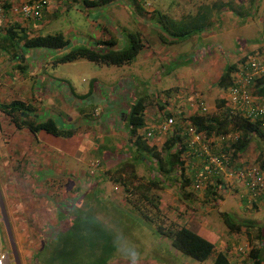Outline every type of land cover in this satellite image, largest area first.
Masks as SVG:
<instances>
[{"label": "rangeland", "instance_id": "obj_1", "mask_svg": "<svg viewBox=\"0 0 264 264\" xmlns=\"http://www.w3.org/2000/svg\"><path fill=\"white\" fill-rule=\"evenodd\" d=\"M123 1L130 6L121 8L120 5H114L119 0H113L111 4L107 5V9H103V13L102 10L100 11L98 18L112 17L113 21L108 20L109 25L106 24V26L107 32L111 37H114L115 41L110 46L98 47V50L105 52L125 48L127 47L126 34L136 31L141 32L144 46H148L147 50L146 47L142 48L130 64L120 67L98 66L78 59L60 64L55 69L53 61L64 52L57 50L53 51L54 57H52L51 64L43 70L46 75L56 79L58 83H61L59 78L66 81L68 79L66 76L71 75L73 78L71 86L75 89L79 87V91L86 89L85 93L88 91V85L94 83L93 91L86 96L85 102L77 101L78 104H76L73 100L71 101L73 114L76 116L68 119L69 125L65 129L76 127L72 136L69 138L51 136V139H55V150L51 151L50 149V151L55 159L50 166L43 165L50 170L42 169V166H39L40 169H36L38 165L27 164L28 156H21L19 161L7 159L4 156V149L0 150V178H2L0 184L13 185L12 169L21 176L35 174L34 176L39 178L45 173H49L67 183L63 195H57L60 191L53 188V191L49 190L47 194L43 193L40 196L55 208L57 218L55 215L53 216L56 225H48L47 228L34 231L40 237L46 236L51 245L39 244L35 250V253L38 254H31V263L49 264L47 259L57 260L60 255L58 250L61 247L66 250L65 254L60 256L63 259L66 258V261H63L64 264L67 262L69 264H212L214 254L202 262L195 261L173 250L170 247L169 238L158 230L160 224L166 229L170 223L176 225L185 223L195 233L200 234L201 231H207L205 235H200L214 245L215 252L221 247L227 254L233 252L238 260L233 257L231 259L236 260L237 264H241L246 260L245 248L248 246V238L246 239L243 234L228 233L218 214L226 212L232 215L235 221L242 222L244 219H252L257 224L261 221L264 222V208L253 212L240 205L239 197L234 196V192H232V188L235 187L233 183L240 185L239 181H236L240 177L232 176L231 178L228 175V180L232 182L230 184H228V180L226 183L222 180L227 187L225 190L227 198L224 200L210 202L209 199H206L207 195L204 192H198L186 199L188 202L185 205L189 207L191 203L193 208L199 210L198 212L187 211L183 204L185 200L178 193L175 183L165 180L163 187L159 186L150 190L149 198L154 200L156 198L154 202L158 205L157 210L150 204H137L145 215L142 216L134 206L123 200L122 189L117 188L107 179L106 171L128 160L129 154H137L134 148L128 145L124 120L129 107L138 99L150 98L169 88H177L178 92L174 97H171L170 103L176 100L178 104L175 107L178 110L184 96H189L193 90L202 89V92L203 90L206 92L208 89L211 96H219L220 92L215 86L218 78L213 76L211 84H202L200 83L202 73L210 72L212 64L220 63V59L225 60L224 58H227L226 56L230 53L248 51L257 44L264 43V0H249L247 8L241 12H236L227 6L228 14L233 16V21L226 28V35L220 31L219 35L211 37V40L207 39L204 43L193 42L192 48L187 44L181 53L178 52V47L175 48L169 43L160 41H178L180 46L184 44L181 40L185 41V38L167 33L168 22L160 17L161 15L168 16L175 22L179 14L176 8L178 0ZM230 1L235 3V0ZM236 2L240 3V0H236ZM236 14H243V17H237ZM62 16L66 18V23L71 21L73 27L81 34L64 35L68 41L65 50L80 46L97 48L93 41L105 38L106 31L98 28L97 24L93 26L90 21L87 23L84 16H81V13L72 7L63 11ZM119 17L125 21V25H118V23H122L118 20ZM215 22L219 24L221 21L217 19ZM178 24L181 27V22ZM138 25L145 26L146 31L138 29ZM153 25H158L159 29H151ZM240 25L243 27L240 28ZM91 26L95 29L90 30ZM222 27L220 24L219 30ZM49 33L51 32L49 31ZM197 37L189 36L187 39H197ZM160 48H165L166 51L162 53ZM174 49H178V53H174ZM221 63L224 68L229 64V61ZM54 73L56 74L55 78ZM100 96V100H97ZM41 104L42 108L50 109L53 112L57 111L58 103L56 104L54 101L46 103L43 98ZM79 108L86 110L80 119H78L80 114L77 111ZM107 108L111 110L109 112L104 110ZM92 110H95L96 115L92 114ZM182 110H185L184 114L191 113L189 110L183 108ZM163 116L160 113L157 115L148 113L145 127L153 125L154 118H161L162 122ZM0 117L3 115L0 114ZM80 121L84 122L83 127H88L85 128L86 130L78 129L76 124ZM164 137H159L155 144L159 145ZM83 144L85 151L83 150L82 157L71 155L73 148L77 151V148ZM57 149L63 151L64 154H59ZM255 155L256 150L252 145L248 149V160L254 158ZM94 163L99 165L93 174H90L89 166H93ZM137 164L135 172L138 176H143L146 179L159 178L156 173H152L154 167H152L150 159L147 163L149 168H145V165L140 162ZM235 188L239 189V187ZM185 193L189 192L186 190ZM0 200L1 206L4 205L6 208L8 201L16 202V196L12 189H5L3 194L0 190ZM154 215L159 216L161 222L156 220ZM47 218L52 222L51 215ZM251 237V244L258 246L259 243L254 239L253 234ZM218 240L221 244H216ZM9 246L5 230L0 222V248L2 251L10 253ZM43 256L45 258L41 260L40 258ZM10 260L13 261L11 256Z\"/></svg>", "mask_w": 264, "mask_h": 264}, {"label": "trees", "instance_id": "obj_2", "mask_svg": "<svg viewBox=\"0 0 264 264\" xmlns=\"http://www.w3.org/2000/svg\"><path fill=\"white\" fill-rule=\"evenodd\" d=\"M110 0H83V2L88 6H100L102 4L108 3ZM42 10L39 11L41 13ZM161 19H166L168 22L167 33L175 36L178 35L181 38L187 39L193 33L200 32L199 28L184 27V25L178 24L172 21V19L167 16H160ZM127 47L120 50L111 51L107 50L105 52H100L98 47L106 45L110 46L114 43V39L110 38L108 40H102L95 43L97 48H89L85 46L76 47L73 49L65 50L68 46V41L65 39L64 35L61 33H48L43 35H35L30 38H22L20 44L25 48H38L44 49L50 52L63 50V54L58 56L53 62L54 64H65L70 63L78 59H83L91 62L98 66H115L120 67L123 65H128L131 61L139 54L141 49L144 47L142 41V36L140 31L127 33ZM183 41V40H181ZM264 47L258 50V53H263ZM251 55V54H250ZM248 55H245L235 63L227 64L222 69L220 76L216 82V87L219 92L224 94L228 87L234 86L233 75L237 72V69L242 65ZM178 92L177 88H169L159 94H155L150 98H140L135 103L129 107L127 116L125 117V124L127 130V142L131 148L137 152V154H129L128 160H125L106 171L107 179L115 184L117 188L122 189V196L125 202L130 203L134 206L142 216V209L138 205L140 204H150L156 209L158 205L154 202L156 200L150 199V190L153 188L163 187V182L170 181L175 183L178 189V193L181 194L182 198L185 200L183 204L185 205L186 199L192 197L198 192H204L206 199L210 202L214 200H224L225 196L224 189H226L221 183L220 177H216L212 184H207L206 178L203 175L202 169L205 166V160L208 156L215 157L219 160L225 158L226 165L235 173L241 172V167L246 166L249 169L256 168L257 172L264 174V120L257 119L251 121L248 118L242 117L238 112H231L228 108L224 97H216L213 100V109L206 110L204 107V102L201 98V93L199 91L193 90L189 93V96H184L183 102H181L178 110L175 107L177 103L176 100L170 103L171 97ZM252 95L256 98L264 96V75L261 76L253 83V89L251 91ZM86 96L77 97L78 100H74L75 103L78 101L80 103L86 101ZM196 99V104L191 109V113L184 114L185 110L189 109V104L191 100ZM77 102V103H78ZM0 111L9 117L12 124L17 129H26L29 133L43 132L54 137L69 138L75 132V128H58L55 122L47 118L45 120L39 121L35 120V116H20V114L25 111H30L28 107L18 101L0 105ZM78 112L85 113L86 110L79 108ZM149 114H161L164 115L162 119L173 118L174 123L172 124L171 134L165 133L160 135L158 133V125H160V119L153 120V125L145 127L146 116ZM157 113V114H156ZM185 127H192L195 133L199 134L204 142L211 140V143H206L208 145V155L203 154L201 151L197 150L198 146L196 144L190 145L189 137L184 131L183 123ZM79 127V126H78ZM146 132H150L152 137L147 138ZM236 135L237 138L229 143L226 141H218L221 137L227 135ZM164 137L159 145L155 144V141L159 137ZM256 150V155L254 158L248 160V149L252 146ZM194 152L193 154H189ZM199 152V153H198ZM134 153V152H133ZM152 161V167L158 175V179H146L143 176H138L135 172L138 162L147 166L148 159ZM197 162V166L191 168L190 166H185V162ZM99 164H93L89 166L93 174L95 168ZM144 168V167H143ZM89 172V171H88ZM264 176V175H263ZM242 180L244 185L249 192L253 194L251 200L240 201L245 209L251 210L253 212H258L264 208V187L261 190H251L250 179L251 177L243 174ZM200 178L202 181L206 182V185L201 189H195L193 187L194 181ZM264 182V178H263ZM223 187V188H222ZM249 188V189H248ZM233 192H236V188L233 187ZM189 193H185V191ZM193 193V194H192ZM234 195V194H233ZM138 204V205H137ZM251 205V207H249ZM186 206V205H185ZM262 206V207H261ZM192 207V208H191ZM194 206H186L187 211H199ZM157 210V209H156ZM218 216L221 218L222 224L227 229L230 234H243L248 238V246L246 249L247 254L246 260L241 264H264V222L255 223L252 219H244L242 222L240 220L235 221L232 215L226 212H219ZM156 220L160 221V217L154 215ZM161 222V221H160ZM161 234L170 240V247L183 255L202 262L206 260L210 255L214 254L212 258V264H230L228 260L227 253L225 252H215L214 245L208 242L204 237L191 231L188 226L183 224L176 225L175 223H170L169 227L164 229L160 224L158 228ZM259 243L258 246H253L252 237ZM43 243L49 245L50 242L47 240L46 236H42ZM51 245V244H50ZM59 257L55 261L47 259L50 264H64L66 261L60 257L64 255L65 251L63 248L59 247ZM228 249V248H227ZM215 252V253H214ZM45 258V257H44ZM43 258V259H44ZM67 264H69L67 262Z\"/></svg>", "mask_w": 264, "mask_h": 264}, {"label": "crops", "instance_id": "obj_3", "mask_svg": "<svg viewBox=\"0 0 264 264\" xmlns=\"http://www.w3.org/2000/svg\"><path fill=\"white\" fill-rule=\"evenodd\" d=\"M35 1L38 0H0V105L18 101L30 109V111L22 113V116L27 115L31 117L33 115L35 116L34 119L39 121L50 118L55 122L58 128L62 129L69 125V123H67L69 118L76 116V114H73V103H71V101L78 100L77 97L91 94L93 91L92 85L94 83L88 85L87 93H85L86 89L79 91V87L75 89L71 86L73 85V78L71 75L66 76V78H68L66 81L59 78L61 83H58L56 79H52L43 71L47 65L51 64L54 53L44 49L25 48L20 44V40L35 35L48 34L49 31L51 33L58 32L63 35H68L69 33L81 35L73 27L74 25L71 24V21L66 23V18H63L62 16L63 11H67L71 7L81 13V16H84L87 23L90 21V24H93V26L97 24L98 28L106 31L103 40H108L110 38L114 39V37H111L109 32H107L106 26V24L109 25L108 20L113 21L112 17L108 16L105 19L102 17L98 18L100 11L102 10L103 13V9H107V5L111 4L113 0H110L106 4L94 7L86 5L83 0H45V7L36 17L27 19L22 17L19 13L20 6ZM248 1L249 0H240V3H238L235 0L234 3L230 0H178L176 8L177 13L179 14L175 20L178 23L181 22L185 28H201L200 32L191 35L192 37H198L197 39L192 38L181 41L185 44L182 46L179 45L178 41H160L162 43H169L172 47H178L179 51L178 49H174V53H181L185 50L187 44L188 47L192 48L193 42L195 41L204 43L207 39L219 35L220 31L225 34L226 28H228L231 21H233V16L228 14L227 6H230L231 9L236 12H241L247 8ZM114 5H120L121 8L130 6V4L123 0H119V2L117 4L114 3ZM120 10L122 11V9ZM236 16L242 18L243 14H236ZM217 19L221 21L219 24L215 22ZM118 20L122 22L118 23V25H125V21L122 20L121 17H119ZM220 24L223 26L221 30H219ZM113 25L115 24L113 23ZM93 26H91L90 30L95 29ZM239 27L242 28L243 26L240 25ZM137 28L146 31V27L143 25H138ZM151 29H159V26L153 25ZM100 41L102 40H95L93 42L95 44L96 42L100 43ZM144 47H146V50L148 49V46ZM261 47H264V43L257 44L248 51L242 50L236 54H234V52L230 53L226 56L227 58H224L225 60L220 59L219 61H229V64L235 63L245 55L258 53V50ZM160 51L164 53L166 49L160 48ZM221 62L212 64L210 72H203L200 78V83L211 84L213 82H211L213 76L217 79L223 69ZM58 65L60 64H55L53 67L56 69L58 68ZM55 75L56 74L54 73V78ZM58 84L61 85L59 86ZM198 91L201 93V98L206 110H212L213 100L216 97L211 96L208 89L206 92L204 90L202 92V89H199ZM221 96L224 97L225 93H220L217 97L219 98ZM43 98L46 103H53V101L56 102V104L58 103L57 111L53 112L50 109L42 108L41 99ZM100 98L101 96L97 98V100H100ZM76 104L78 103L76 102ZM76 107L78 106L76 105ZM104 110L109 112L111 109L109 110L107 108ZM0 114L3 115V117H0V150L1 148L4 149V156L7 159H15L16 161H19L21 156H28L27 164L38 165L36 169H40L39 166H42V169L50 170L46 169L43 165L50 166L53 159H55L52 157L51 152L55 150V139H51L52 135L43 132L40 133L41 131L32 134L24 128L17 129L14 124L11 123L8 116L1 111ZM79 114L80 116L78 119H80L81 115L84 113L79 112ZM92 114L96 115L95 110H92ZM76 125L79 126V130L88 128L87 126L83 127V121L77 122ZM83 150L85 151L84 144L80 148H77V151L73 148L71 155L75 154L78 157H82L84 155ZM56 151L59 154H64L63 151L59 149ZM11 172L14 177L13 185L7 186L5 183L0 184L2 194L5 189H12L16 196L15 203L8 201L6 208L2 205L10 238L7 235L1 215L0 222L5 230L6 238L10 245L9 248H13L14 250L15 256L14 259L12 258L13 264H32L31 254H38L35 253V250L38 248L39 244L43 243L42 236L40 237V235L34 231L36 229L40 230L41 228H47L48 225H56V220L53 219V216L55 215L57 218L55 208L51 203L45 201V199H42L40 196H42L43 193L47 194L49 190L53 191V188L60 191L57 195H63V190L67 183H64L60 178L49 173H45L39 178L35 177V174L21 176L14 169H12ZM223 177L224 178L221 179L226 183L228 178L225 175H223ZM1 181L2 178H0V182ZM236 181H239L240 185L233 183L235 187H239L236 192L234 191V196L239 197V201L240 199L241 201H246L247 199L251 200V197H253L251 195L253 194H249L244 185V181L242 179ZM230 183L232 182L229 181L228 184ZM224 187H226L225 184ZM223 192H225V189ZM239 203L242 206L241 202ZM50 215L52 222L47 218L50 217ZM200 229L201 228L199 227L198 230L200 231ZM199 233L205 235L207 231H201ZM216 244L221 243L218 240L216 241ZM222 249L224 248L221 247L217 252H223ZM11 251L12 250H10V252ZM226 255L228 256L227 258L230 261V264H237L236 260L231 259L233 257L238 260V257L233 252ZM43 258L44 256L40 259L42 260Z\"/></svg>", "mask_w": 264, "mask_h": 264}, {"label": "built area", "instance_id": "obj_4", "mask_svg": "<svg viewBox=\"0 0 264 264\" xmlns=\"http://www.w3.org/2000/svg\"><path fill=\"white\" fill-rule=\"evenodd\" d=\"M46 5L45 0H38L33 3L22 4L19 8V13L25 19L36 17L40 10H42ZM1 11V7H0ZM264 75V52L256 53L248 56L245 62L240 65L237 69V72L234 73V86H230L227 88L225 92V102L230 109L231 112H238L242 117L248 118L251 121H255L257 119L264 120V96L260 98H255L251 91L253 89V83ZM196 104V99L191 100L189 104V111L191 112L192 108ZM187 110V109H186ZM185 112V111H184ZM174 123L173 118L163 119L160 125H158V133L160 135H164L165 133L171 134L172 132V124ZM187 124L186 122L183 123ZM184 131L188 135L190 141V145L196 144L198 146L197 150L202 152L205 155H208V145L206 143H211V140L204 142L201 136L195 133L192 127H185ZM146 137L151 138L152 135L150 132H146ZM237 138L236 135H227L225 137H221L217 139L218 141H226L232 143ZM198 152V153H199ZM193 154L194 152L192 151ZM225 158L222 157L221 160L208 156L205 160V166L202 169L203 175L208 178L205 179L207 184H212L216 179V177L224 178L223 175L230 177H240V179L244 178L243 174L246 172V175L250 176V187L251 190L254 191L256 189L261 190L264 187V174L261 172H257L256 168L249 169L246 166L241 167V172L235 173L226 165ZM185 166H190L191 168L197 166V162H185ZM221 179V183L224 182ZM206 182L202 181L200 178H197L194 181L193 187L195 189H201L206 185ZM226 188V187H225ZM249 189V188H248ZM226 190V189H225ZM0 214H1V206H0ZM13 252L7 253L6 251H2L0 248V264H13V261L10 260V256L12 257Z\"/></svg>", "mask_w": 264, "mask_h": 264}, {"label": "water", "instance_id": "obj_5", "mask_svg": "<svg viewBox=\"0 0 264 264\" xmlns=\"http://www.w3.org/2000/svg\"><path fill=\"white\" fill-rule=\"evenodd\" d=\"M24 115H26V114H24ZM21 116H22V114H21ZM1 206V205H0ZM1 216H2V221H3V223L5 224V229H6V231H7V235H8V237L10 236L9 235V229L7 228V222H6V217H5V213H4V209H2V206H1V214H0ZM10 238V237H9ZM11 250H12V252H13V255H12V258L14 259V256H15V254H14V250H13V248H11Z\"/></svg>", "mask_w": 264, "mask_h": 264}]
</instances>
